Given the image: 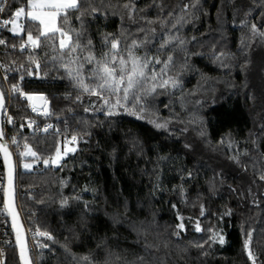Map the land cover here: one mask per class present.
I'll list each match as a JSON object with an SVG mask.
<instances>
[{"label":"trees","instance_id":"trees-1","mask_svg":"<svg viewBox=\"0 0 264 264\" xmlns=\"http://www.w3.org/2000/svg\"><path fill=\"white\" fill-rule=\"evenodd\" d=\"M86 3L80 20L70 12L67 25L58 21L74 29L73 40L84 32L100 58L111 34L121 55L132 49L153 61L149 73L171 56L152 83L171 78L177 86L144 97L142 113L117 107L109 115L108 105L67 76L61 63L69 56L58 40L41 37L40 47L20 49L27 31L37 34L36 22L25 17L21 34L0 32L8 131L39 161L22 170V153L16 157L20 211L27 228L52 237L31 251L33 263L264 264V63H256L264 57V0ZM21 7L28 9L27 0H9L5 16ZM88 51L74 54L85 74ZM34 93L51 102L49 116L28 108L22 94ZM28 118L54 127L24 132ZM72 136L75 151L44 166ZM5 264H20L14 239Z\"/></svg>","mask_w":264,"mask_h":264},{"label":"snow or ice","instance_id":"snow-or-ice-1","mask_svg":"<svg viewBox=\"0 0 264 264\" xmlns=\"http://www.w3.org/2000/svg\"><path fill=\"white\" fill-rule=\"evenodd\" d=\"M30 11L26 13V16L32 21H38L39 26L37 29V34L34 36L32 31H27V42L33 48L40 47L41 37L51 38L58 40L59 49L65 50L69 56L67 63L62 62L61 67L66 69L67 76L75 82L76 87L83 90L84 93L88 95H95L98 99L102 100L104 105L109 106V115L114 114L112 109L117 107L123 108L126 112L132 115H137V108L139 107V112L144 111L143 99L144 97L151 95L156 92L157 87L166 88L171 83L172 87L177 86V81L171 78L162 79L159 84L152 83L158 80L166 74L169 64L172 61V57L169 56L167 61L164 62L163 67L157 72L154 68L151 73L148 71L149 64H152V60L147 58H141L136 56L132 49L127 50L126 57L120 54V41L115 37H111V34L105 37L104 44L108 47L107 52H102L100 58H97L92 52L93 44L92 40L84 32H76L75 40L71 35V31H66L64 27L58 25V21L62 20V23L67 25L70 20V12H79L76 19L80 20L85 13L81 11L82 7H87L86 0H27ZM127 7V5H125ZM4 9L0 8V12ZM93 11H96L93 9ZM25 14V8L21 7L14 13V19L11 21L5 20L4 23L12 24V31L14 33L24 32V29L16 23L22 15ZM83 23V21H81ZM255 28V26H253ZM258 31V30H257ZM264 36V32L259 33ZM83 41V43H82ZM0 43H4L0 40ZM27 45H22L26 47ZM137 45L133 42L132 48H136ZM88 49V54L84 57V60L88 65L92 67L88 69L87 74L84 73V63H80V57L74 55L78 50L83 51ZM55 59V57L53 58ZM61 61H63V56H61ZM156 64L161 63L159 59H155ZM71 65H75L74 67ZM148 85L145 87V85ZM2 97V94H0ZM30 100H41L46 104L44 97H32L29 96ZM79 99V97H77ZM129 102L130 106H129ZM33 111H37L35 104L33 105ZM43 114L47 115L45 111ZM31 126V125H29ZM157 127H163V125H157ZM46 130V129H45ZM3 132L0 131V136ZM77 141L76 136L71 137L69 143H75ZM13 143H16L13 140ZM28 149L23 153L25 156L37 157V153L34 152L30 147L26 145ZM0 149L5 152L6 159L9 154L7 148L0 145ZM69 151H74V149H66L64 155H67ZM62 159L60 148L55 150V155L50 158L52 164H58ZM49 159H45L43 163L47 166L50 162ZM25 168H31L30 164H25ZM264 179V176L261 177ZM8 188H9V201L11 205L12 196V166L9 163V175H8ZM66 203V202H65ZM9 214L13 215L14 220L16 213L14 208L9 207ZM180 228L184 225L181 223ZM199 231V226H197ZM39 235L47 236L49 239L52 237L45 232H40ZM216 237H213L215 239ZM17 240L21 243L22 248V258L24 254V239L23 233L17 232ZM220 243H224L223 237L219 238ZM43 246V245H42ZM251 255V253H249ZM85 259H88L87 257Z\"/></svg>","mask_w":264,"mask_h":264},{"label":"built area","instance_id":"built-area-1","mask_svg":"<svg viewBox=\"0 0 264 264\" xmlns=\"http://www.w3.org/2000/svg\"><path fill=\"white\" fill-rule=\"evenodd\" d=\"M8 1L9 0H3L1 3V6H0V8L4 9L2 12H0V32L4 31L8 25V24L4 23L5 20L8 21V18L5 16V8H6ZM24 45H27V46L23 47V49L21 46L20 49L22 51L30 50L33 48L30 44H28V42H26ZM11 48L15 49V46H11ZM0 72L2 73L3 79L6 80L8 78V75L3 73L1 64H0ZM10 95H11V92H10ZM29 95L32 96V94H29ZM27 105H28V108L34 114H37L40 118L45 116L43 114V110L42 111H33V104H32L31 100L28 101ZM7 110H8V108L6 109L5 115H4V135H5L6 141L9 145V147L11 148L14 156L17 157V155L22 153L23 147H22L19 139L15 136V134L8 131V125L11 124L12 119L9 115V111L7 112ZM29 125H31V126H29ZM53 127H54V124L52 122L42 123L37 118H28L21 125L22 131L27 132V133H31V134L49 133L53 129ZM13 140H15L16 143H13ZM4 189H5V176L4 177L0 176V195L3 194V197H4ZM18 203H19V199H18ZM26 229H27V234H28V238H29L30 251H35L36 248L41 246V244L43 243V240H42L43 237L41 235H39L38 232L33 231L31 228L26 227ZM10 231H12V228H11V223H10L8 214H7L6 209L4 207V200L3 201L0 200V264H5L6 248L11 243L12 239H14V237L11 238ZM44 237L48 238L47 236H44Z\"/></svg>","mask_w":264,"mask_h":264},{"label":"water","instance_id":"water-1","mask_svg":"<svg viewBox=\"0 0 264 264\" xmlns=\"http://www.w3.org/2000/svg\"><path fill=\"white\" fill-rule=\"evenodd\" d=\"M3 0H0V4ZM0 94H2V97H0V131L3 132V135L0 136V145H3L7 148V152L9 154L8 158L5 157V152L3 149H0V157L2 159V163L4 166V172H5V189H4V207L6 209V212L8 214L12 233L14 236L15 245L18 251V258L20 264H34L31 251L29 248V238L27 234V229L23 220L22 213L20 211L19 203H18V191H17V163L16 158L9 147L5 136H4V115L5 111L7 109V100L5 97V93L3 92V89L1 87L0 83ZM32 97H44L46 100V104L44 101L41 100H32V104L40 109H43V113L46 111L48 114L45 116H49L51 113V102L47 100L45 94L43 93H34ZM9 163L12 166V196H11V205L9 201V188H8V175H9ZM14 208L16 217L14 220L13 215L9 214V207ZM23 233V239H24V254L22 258V248L21 243L17 240V232Z\"/></svg>","mask_w":264,"mask_h":264},{"label":"rangeland","instance_id":"rangeland-1","mask_svg":"<svg viewBox=\"0 0 264 264\" xmlns=\"http://www.w3.org/2000/svg\"><path fill=\"white\" fill-rule=\"evenodd\" d=\"M58 43H59V41H58ZM262 61H263V63H264V57H261V59H259L258 60V58H257V60H256V63L257 64H263L262 63ZM253 72H256V70L255 71H253ZM259 90V89H258ZM30 95L29 94H22V98L23 99H27V101H29L30 99H28V97H29ZM37 111H41V110H38L37 109ZM7 112H8V110H7ZM69 139H66V140H64L63 142H62V147L60 148V151H61V155H62V159L66 156V155H64V153H65V151H66V149H69V148H71V149H74V151H75V149H76V146L74 145V144H72V143H69ZM28 147H30L29 145H27ZM31 148V147H30ZM28 149L26 148V145L24 146V149H23V152H22V159H21V161L19 162V167H21V169L22 170H27V169H32L35 165H38L39 164V161H37V160H29L28 159V157L29 156H25V155H23V153L24 152H26ZM71 152H73V151H69L68 153H67V155L69 154V153H71ZM62 159L60 160V162L62 161ZM59 162V163H60ZM51 162H49V164H50ZM58 163V164H59ZM25 164H30L32 167L31 168H25L24 167V165ZM43 165L45 166V164L43 163Z\"/></svg>","mask_w":264,"mask_h":264},{"label":"crops","instance_id":"crops-1","mask_svg":"<svg viewBox=\"0 0 264 264\" xmlns=\"http://www.w3.org/2000/svg\"><path fill=\"white\" fill-rule=\"evenodd\" d=\"M28 11H30V8H29V6H28V9L27 10H25V14L24 15H22L19 19H17L16 20V23L17 24H19L21 27H22V21H23V19L26 17V18H28L27 16H26V13L28 12ZM14 19V17L12 18V19H9V21H11V20H13ZM29 20H30V18H28ZM32 21V20H31ZM34 22H36L38 25H39V22L38 21H34ZM8 28H9V30H11L12 29V24L11 23H9L8 24ZM23 28V27H22ZM12 31V30H11ZM13 32V31H12ZM14 33V32H13ZM22 33V32H21ZM21 33H15V34H21ZM34 35V34H33ZM35 36V35H34ZM27 42V37H26V40L23 42V45L25 44ZM26 95V94H25Z\"/></svg>","mask_w":264,"mask_h":264},{"label":"bare ground","instance_id":"bare-ground-1","mask_svg":"<svg viewBox=\"0 0 264 264\" xmlns=\"http://www.w3.org/2000/svg\"><path fill=\"white\" fill-rule=\"evenodd\" d=\"M2 3V2H1ZM0 6H1V4H0ZM8 21H9V19H8ZM9 24V23H8ZM7 27H8V25H7ZM32 96H33V94H32ZM32 101V100H31ZM37 108V107H36ZM38 109H40V108H38ZM40 110H43V109H40ZM5 136V135H4ZM6 139V138H5ZM16 158V157H15Z\"/></svg>","mask_w":264,"mask_h":264}]
</instances>
